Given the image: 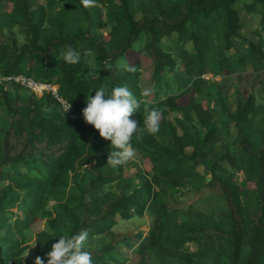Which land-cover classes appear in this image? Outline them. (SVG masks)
I'll list each match as a JSON object with an SVG mask.
<instances>
[{
  "label": "trees",
  "instance_id": "obj_1",
  "mask_svg": "<svg viewBox=\"0 0 264 264\" xmlns=\"http://www.w3.org/2000/svg\"><path fill=\"white\" fill-rule=\"evenodd\" d=\"M239 4L259 20L250 37ZM134 54L151 63L147 94ZM20 75L57 87L77 117L0 81V264H26L44 219L39 264H127L119 245L137 264H264V0H0V78ZM127 149L150 178L124 174ZM182 195L200 200L184 209ZM147 211L148 235L116 239V217ZM96 236L108 243L90 248Z\"/></svg>",
  "mask_w": 264,
  "mask_h": 264
},
{
  "label": "rangeland",
  "instance_id": "obj_2",
  "mask_svg": "<svg viewBox=\"0 0 264 264\" xmlns=\"http://www.w3.org/2000/svg\"><path fill=\"white\" fill-rule=\"evenodd\" d=\"M35 4H44V0H33ZM87 8H90L91 5L86 4ZM102 6H99L98 8H101ZM239 9V16H240V22L243 27L241 30V33L244 37H250L252 36V31L258 28L259 25V20L256 15L253 14H247L246 11L243 9V4H239L237 6ZM4 9L9 10L10 5H8L7 2H4ZM11 37L14 38L19 44L20 42H23L24 35L19 29H14V31L11 34ZM136 45L135 47H137ZM131 61H141L142 68L141 72L143 74L141 78V89L144 94L149 93L150 88V76L152 73L151 69V63L148 57H146L144 54H134L131 56ZM207 79L212 78L211 75L206 76ZM228 79L223 80L222 77H217L214 79L216 83L223 84L225 86V93H227L228 98H230V101H235L239 95V93H236L235 89V84L231 83L230 80L226 81ZM245 85H247L246 80L244 81ZM8 83L12 84L13 87L17 88L19 87V92L24 93L26 92H32L25 84L23 83H17L13 81H8ZM42 87L45 86L44 83H41ZM46 87V86H45ZM45 89L48 90L47 93H51V95L55 98L56 93H57V87L51 86L49 89L46 87ZM250 88L246 87L243 90V96L246 98L249 93H250ZM41 96V94H38ZM188 98H183L179 103L184 104L187 103ZM65 104V103H64ZM62 109L65 111L66 109L63 107L61 104ZM69 112V111H68ZM66 113V112H65ZM175 115H171L170 118H174ZM154 121H158V118L154 119ZM217 144H211L209 146V165L214 161V155L218 153L217 151ZM127 153L129 154V161L126 164L124 168V174L126 176H130V178L135 177L136 175L140 174L146 178H150L151 176V164L149 160L147 159H142L141 156L136 155L131 152L130 149L126 150ZM222 168H227V166L223 165ZM228 169V168H227ZM200 171L203 172V168H200ZM232 172L230 170H226V172L222 173V176L226 175H231ZM234 182L236 183H243V177L242 175L240 177L236 176L233 177ZM109 190L112 193L117 194V187L115 184L109 187ZM179 201V205L183 207L184 209H188V206L199 201L200 199L196 197H185L181 196L180 198L177 199ZM211 206H216V201L211 200V201H201L197 207L201 209H208ZM48 208L51 206L48 205ZM12 213L15 214L16 217L24 218V215L19 211L17 207H13L12 209H9ZM155 215L151 213L150 211H147L145 215L141 218L138 217H133L129 220H121L119 217H116L117 224L113 228V232L115 235H118L116 239H119L121 237L127 236V237H136L138 233L143 232L144 236L148 235L149 231L152 228V225L155 221ZM48 220H37L30 228L29 231L26 235V239L24 240L25 246L27 247L25 253L23 254V259L26 262V264H39L37 263L36 259V235L40 233L41 231L47 229V223ZM103 242V239L99 236H96L92 238L89 241V246L90 248H99L102 245H106L108 242ZM63 242H61L57 247L61 248ZM102 244V245H101ZM118 251L121 253V255H127L129 257V260L127 264H137L139 260V256L133 251V250H128L124 245H119L118 246Z\"/></svg>",
  "mask_w": 264,
  "mask_h": 264
},
{
  "label": "built area",
  "instance_id": "obj_3",
  "mask_svg": "<svg viewBox=\"0 0 264 264\" xmlns=\"http://www.w3.org/2000/svg\"><path fill=\"white\" fill-rule=\"evenodd\" d=\"M1 81H15L17 83H23L25 84L29 89H31L33 92L37 93V94H43V92L47 91V89H45L46 87L49 89L51 86L49 85H45L44 87H42L41 83H38L36 81H34L33 79H26L24 77H16V78H5L2 79ZM56 99H58V101L63 105V107L66 109L65 112L67 115L70 116V118L74 119L77 117V115L75 114V112L71 109V107L67 104L66 101H64L63 99L59 98L57 93H56ZM65 103V104H64ZM69 111V112H68Z\"/></svg>",
  "mask_w": 264,
  "mask_h": 264
},
{
  "label": "clouds",
  "instance_id": "obj_4",
  "mask_svg": "<svg viewBox=\"0 0 264 264\" xmlns=\"http://www.w3.org/2000/svg\"><path fill=\"white\" fill-rule=\"evenodd\" d=\"M16 77H24V76H16ZM16 77H5V78H16ZM5 78H0V81L2 80V79H5ZM24 78H26V77H24ZM26 79H32V78H26ZM34 80V79H33ZM34 81H36V80H34ZM3 82V81H2ZM8 82V81H7ZM13 82H15V81H13ZM38 83H40V82H38ZM31 90V89H30ZM32 91V90H31ZM33 92V91H32ZM35 93V92H34ZM44 93H47V91H45V92H43V94ZM38 97H42L43 96V94L41 95V96H39L37 93H35ZM58 95V94H57ZM59 97V96H58Z\"/></svg>",
  "mask_w": 264,
  "mask_h": 264
}]
</instances>
